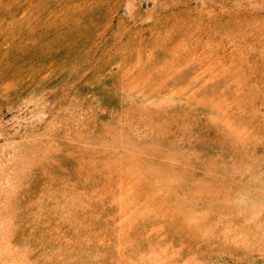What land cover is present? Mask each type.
Wrapping results in <instances>:
<instances>
[{
  "label": "rangeland",
  "instance_id": "obj_1",
  "mask_svg": "<svg viewBox=\"0 0 264 264\" xmlns=\"http://www.w3.org/2000/svg\"><path fill=\"white\" fill-rule=\"evenodd\" d=\"M0 264H264V0H0Z\"/></svg>",
  "mask_w": 264,
  "mask_h": 264
}]
</instances>
